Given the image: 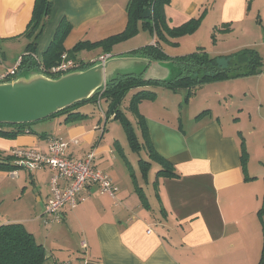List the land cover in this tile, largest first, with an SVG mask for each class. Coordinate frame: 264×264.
<instances>
[{"label":"crops","instance_id":"obj_1","mask_svg":"<svg viewBox=\"0 0 264 264\" xmlns=\"http://www.w3.org/2000/svg\"><path fill=\"white\" fill-rule=\"evenodd\" d=\"M128 2L53 0L52 11L36 40V58L43 61L64 18L72 24L64 41L66 51L78 42H99L123 32L129 21ZM34 5L35 0H0V75L26 52L31 41L26 32ZM165 12L170 27L201 18L195 31L180 37L182 42L239 41L217 55L209 52L212 56L256 49V43L264 37V0H170ZM142 30L150 32L143 43L135 40ZM157 37L155 31L142 28L133 37L116 43L111 53L97 46L82 50L78 58L89 62L88 56L95 55L90 58L95 62L104 54H127L155 43ZM165 38L180 42L177 37ZM256 75L264 77V71ZM257 90L259 95L245 89L243 101L237 103L233 89L226 112L216 115L214 107L209 112H189L181 117L180 125L151 110L143 111L139 105L151 142L173 165V175L158 174L159 168L153 167L155 161L143 166L141 158H149L141 153L147 152L132 149L140 154L142 177L125 149L120 152L117 141L112 142L107 127L116 118L115 114L108 117L106 110H102L100 119L81 111L86 116L53 118L48 131L30 126L14 137L0 135L3 154L19 147L47 150L52 135L77 138L79 143L68 146V155L82 158L94 149L95 166L119 187L112 196L89 184L80 192L77 207H65L61 221H50L44 212L52 170L20 168L18 177L13 178V170L0 169V225L22 222L44 245V264L64 260L71 264H264V180L262 173L251 175L250 162L245 172L241 141L245 131L241 114L253 110L247 100L258 96V111L264 108V95L260 88ZM163 110L169 111L165 107ZM138 135L142 140L141 130Z\"/></svg>","mask_w":264,"mask_h":264},{"label":"trees","instance_id":"obj_2","mask_svg":"<svg viewBox=\"0 0 264 264\" xmlns=\"http://www.w3.org/2000/svg\"><path fill=\"white\" fill-rule=\"evenodd\" d=\"M169 2L170 0H129L127 4L129 21L123 32L99 42H78L68 51L65 50L64 41L72 29V24L64 18L60 22L55 36L43 56V61H39L35 56L36 40L41 35L46 20L52 11L53 0H35L33 17L29 26L30 29L26 32L30 36L31 41L28 43L26 52L21 58L20 69L24 71L40 70L42 65L46 69H50L53 65L60 62L64 53H67L70 57L78 58V54L82 50H89L97 46L102 47L103 52L111 53L116 43L133 37L142 28L155 31L156 35H158L155 43L147 44L129 53L143 55L152 60L171 61L173 67L176 69V74L171 79L167 81H147L144 79L143 73H120L108 80L105 86L98 90L90 99L77 102L54 115H65L67 116L66 120L83 117L86 114L79 110V105L88 101L97 103L98 100L104 99L108 103L106 115L110 117L115 114V118L122 121L132 149L138 152L141 149H145L147 152L149 161L142 158L140 160L143 166L151 165V162L155 161L159 165L158 174L170 173L173 175V165L156 151L149 136L145 117L139 109V103L143 99L153 98V95L156 93L148 88L153 84L161 83L174 89L188 88L192 93L199 83L209 79L260 74L264 71V62L260 52L255 48H244L237 52L220 56H212L204 49H199L185 55H168L160 44V38H165L166 35L168 37L186 35L195 31L201 22L200 17L191 18L180 26L170 27L165 12V7ZM144 7L152 10L151 16L146 19L140 16L144 11ZM234 57H237L238 61L233 65L229 63L227 66L221 65L219 61L221 59H233ZM80 60L82 61V65L78 69H85L94 63ZM44 73L53 77L64 74ZM135 88L138 91L133 94L128 105V110L135 116L137 125L141 130L142 140L139 139L134 124L122 108L126 95L130 90ZM30 124H0V135L14 137L23 131V128H30ZM4 126H8V128ZM242 147V159L246 172L248 152L245 146ZM20 168L22 167L15 163V157L12 153L3 154L0 152V169L18 170ZM46 254L44 245L37 242L34 234L22 222H9L0 225V264H44L47 258Z\"/></svg>","mask_w":264,"mask_h":264},{"label":"rangeland","instance_id":"obj_3","mask_svg":"<svg viewBox=\"0 0 264 264\" xmlns=\"http://www.w3.org/2000/svg\"><path fill=\"white\" fill-rule=\"evenodd\" d=\"M141 32L142 33L135 40L139 39V42L143 43L145 37L146 36L148 37L150 35V32L146 30H142ZM180 37L181 36L177 37L178 41H180ZM204 37L207 38V36ZM161 41H164V43L163 42L161 43ZM259 41L260 42L256 43L258 44L256 49H258V51L260 52L264 62V37L260 38ZM200 43H205V44L203 45ZM160 44L167 54L173 56L185 55L194 51H198L199 49H204L210 52L212 55L214 54L217 55L221 53L229 45L235 47V45L239 44V41L234 40V42H225L224 40L207 41L200 39L199 44H194L193 42L191 43V42H182V41L171 42L166 38H160ZM119 55L121 54H113L110 57L119 56ZM91 57H95V55L88 56L89 61ZM219 61L221 65L227 66L228 63L231 65L237 63L238 58L234 57L233 59H221ZM134 67L136 69L137 67L139 68V63L134 61ZM39 71L40 70L37 69V72ZM23 72L24 70L20 69L17 75L14 77V79L16 77H19ZM240 77L209 79L207 81L199 83L194 88L193 90L194 92L192 93L188 88L174 89L165 86L161 83L153 84L151 85V87L148 88L149 90H153L156 92L153 95V98L143 99L139 103V105L143 109V111L151 110L154 114L163 116L168 121L179 125L181 124L180 121L181 117L183 119L184 117L187 116V114H189V112L196 114L202 111L204 113V111L207 110V112H209V109H212L211 107H214L215 114L217 115L219 114L218 113L219 111L226 112L228 110L227 106L229 104V100L233 95L232 94L233 89L236 90V93H234V95H236L237 103H240L238 101L241 102L243 101L245 89L252 90V93L255 90L257 92V95H259L257 89L260 88L261 93L264 95V77H262V75H255L253 77L252 75H247L245 77L246 79L242 81H236V79ZM137 91L138 89L136 88L130 90V92L126 95L123 101L122 108L126 112L127 117L133 122L138 134H140V130L136 124L135 116L132 114L130 110H128V105L131 101V98L133 94L136 93ZM251 98L252 99L247 100V103L249 104L250 107L253 108V110H250L252 111V113L246 111L243 112V114H241L242 115L241 123H242V127L245 130L244 134L243 133L241 134V141H242V145L246 147V150L248 152L247 164L250 162L251 175L262 173L261 178L264 180V108L262 109L261 112H259L258 96L256 99L254 97ZM78 107L80 111L87 112L89 113V115H94L95 117H98V119H100V113L102 112V110L107 111L108 109L106 101L104 99L98 100L97 103L94 102L92 103L88 101L87 103H83ZM163 107L169 110L168 113L170 115L163 110ZM237 113L240 114L241 112L237 111ZM57 116L62 117L64 115H53L48 118L33 122L30 124V126H34V127L37 126V129L39 130L43 129L48 131L49 130L48 127L51 120L53 118H56ZM4 127L8 128V126H4ZM107 130H108L107 132H110L111 134L112 142L116 143L117 141L119 147L118 149L120 150V152H123V150L125 149L128 158L135 165L136 171L142 175V167H140L138 160V158H140V154L132 151V147L130 145V141L127 137L126 130L122 121L119 119H115V120L113 119V121H109ZM141 156L148 159V157H146L148 155L145 154L144 152L141 153ZM123 159L125 160V158ZM153 167L155 170L159 168L158 164L156 163H154ZM127 169L131 171V168L129 167H127ZM246 172H248V168L246 169ZM152 175H153V171H152ZM140 181L143 182V179Z\"/></svg>","mask_w":264,"mask_h":264},{"label":"water","instance_id":"obj_4","mask_svg":"<svg viewBox=\"0 0 264 264\" xmlns=\"http://www.w3.org/2000/svg\"><path fill=\"white\" fill-rule=\"evenodd\" d=\"M144 7L141 18H149ZM134 61L139 68L134 67ZM171 61L152 60L130 53L96 61L85 69L53 77L37 69L24 71L13 80L0 81V124L33 123L90 99L106 82L120 73H143L147 81H167L176 74Z\"/></svg>","mask_w":264,"mask_h":264},{"label":"built area","instance_id":"obj_5","mask_svg":"<svg viewBox=\"0 0 264 264\" xmlns=\"http://www.w3.org/2000/svg\"><path fill=\"white\" fill-rule=\"evenodd\" d=\"M110 56V54H104L98 60L105 61ZM20 64L21 58L11 69L0 75V81L11 80L15 77L20 70ZM81 65L80 58H73L64 53L58 64L53 65L50 69H46L42 65L40 71L61 74L76 70ZM71 143H79V140L77 138L64 139L52 135L48 138L47 150L19 147L11 152L15 157V163L26 170L35 171L45 167L52 170L53 173L49 181L50 195L46 201L44 212L50 221H61L62 210L65 207H77L80 201V192L89 184H96L102 193L112 196H115L119 190L108 174L95 166L96 152L94 149L87 152L82 158L74 159L67 153V148ZM17 171L16 169L11 173L13 178L18 177ZM82 245L86 247L85 242ZM57 264H70V262L64 260Z\"/></svg>","mask_w":264,"mask_h":264}]
</instances>
